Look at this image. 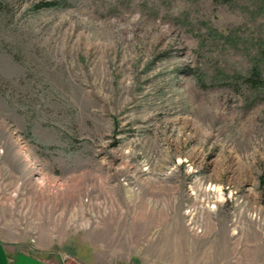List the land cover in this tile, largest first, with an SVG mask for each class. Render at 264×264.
<instances>
[{
  "label": "rangeland",
  "instance_id": "rangeland-1",
  "mask_svg": "<svg viewBox=\"0 0 264 264\" xmlns=\"http://www.w3.org/2000/svg\"><path fill=\"white\" fill-rule=\"evenodd\" d=\"M0 240L264 264V0H0Z\"/></svg>",
  "mask_w": 264,
  "mask_h": 264
},
{
  "label": "crops",
  "instance_id": "crops-1",
  "mask_svg": "<svg viewBox=\"0 0 264 264\" xmlns=\"http://www.w3.org/2000/svg\"><path fill=\"white\" fill-rule=\"evenodd\" d=\"M40 251H32L27 248H12L6 246L0 240V264H70L56 254L39 247Z\"/></svg>",
  "mask_w": 264,
  "mask_h": 264
},
{
  "label": "trees",
  "instance_id": "trees-1",
  "mask_svg": "<svg viewBox=\"0 0 264 264\" xmlns=\"http://www.w3.org/2000/svg\"><path fill=\"white\" fill-rule=\"evenodd\" d=\"M231 1H232V0H214L215 3H220V2H222V3H229V2H231ZM252 75H253V77H255V79H256V77L260 78V74L258 73V71H257L256 69H253ZM258 80H259V79H258ZM255 81H257V80H255ZM249 82H254V78L249 79ZM259 82H261V81H259ZM259 82H258V83H253V84H254L256 87L261 86V85L259 84ZM261 84H263V83H261Z\"/></svg>",
  "mask_w": 264,
  "mask_h": 264
}]
</instances>
